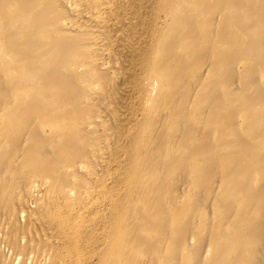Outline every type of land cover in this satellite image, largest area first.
Listing matches in <instances>:
<instances>
[{
  "label": "bare ground",
  "instance_id": "bare-ground-1",
  "mask_svg": "<svg viewBox=\"0 0 264 264\" xmlns=\"http://www.w3.org/2000/svg\"><path fill=\"white\" fill-rule=\"evenodd\" d=\"M0 264H264V0H0Z\"/></svg>",
  "mask_w": 264,
  "mask_h": 264
}]
</instances>
